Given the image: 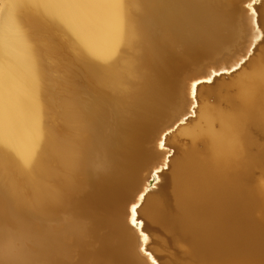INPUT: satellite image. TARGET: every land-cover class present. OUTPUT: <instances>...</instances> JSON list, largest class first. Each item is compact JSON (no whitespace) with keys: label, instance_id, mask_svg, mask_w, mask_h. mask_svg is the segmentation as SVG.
Returning a JSON list of instances; mask_svg holds the SVG:
<instances>
[{"label":"bare ground","instance_id":"obj_1","mask_svg":"<svg viewBox=\"0 0 264 264\" xmlns=\"http://www.w3.org/2000/svg\"><path fill=\"white\" fill-rule=\"evenodd\" d=\"M219 2L0 0V264H264V0Z\"/></svg>","mask_w":264,"mask_h":264},{"label":"snow or ice","instance_id":"obj_2","mask_svg":"<svg viewBox=\"0 0 264 264\" xmlns=\"http://www.w3.org/2000/svg\"><path fill=\"white\" fill-rule=\"evenodd\" d=\"M256 15H257V25H259V12L258 11H257ZM214 80H215V77H213V82H214ZM197 87H199V85ZM172 155H174V152H172ZM165 160L167 162H165ZM169 167H170V156H168L166 154L164 160H162L161 164L158 166L159 171L157 172V178L153 182V185L148 188L147 192H144L143 189H142L141 193H138V198L140 199V205L137 206V211H138L139 207L142 206V204H143V198L146 197L148 195V193L154 191L157 188V186L159 185V182H160V179H159L160 175L164 171H167Z\"/></svg>","mask_w":264,"mask_h":264},{"label":"rangeland","instance_id":"obj_3","mask_svg":"<svg viewBox=\"0 0 264 264\" xmlns=\"http://www.w3.org/2000/svg\"><path fill=\"white\" fill-rule=\"evenodd\" d=\"M206 3L207 4H210V5H217V4H219L220 2H219V0H206ZM58 47V46H57ZM56 48V47H55ZM58 48H60V46L58 47ZM58 48H56L57 49V51L59 52V50L62 52H64L65 53V51L62 49L61 50V48L60 49H58ZM56 52V51H55ZM61 53L62 54V57L64 58L65 57V54L64 53ZM57 53V52H56ZM55 53V55H60V53L59 54H56ZM63 54H64V56H63ZM56 56V57H57ZM58 57H60L59 58V61H57L58 63H60V65H61V63H62V65H63V63H65V58L63 59V58H61V56H58ZM61 59V60H60ZM57 60H58V58H57ZM60 61H64V62H60ZM60 65H58V66H60ZM64 66V65H63ZM63 66H61V67H63ZM60 68V67H59ZM249 70V65H244V69H241V70H238V71H236L235 73H233V77L232 78H230V79H228V80H226L224 83L225 84H231L232 82H234L241 74H243L244 72H247ZM60 71H61V68H60ZM194 118V117H193ZM171 158V157H170Z\"/></svg>","mask_w":264,"mask_h":264},{"label":"water","instance_id":"obj_4","mask_svg":"<svg viewBox=\"0 0 264 264\" xmlns=\"http://www.w3.org/2000/svg\"><path fill=\"white\" fill-rule=\"evenodd\" d=\"M203 75H204V73H203ZM200 76H201V75H200ZM200 76H199V77H200ZM195 78H196V77H195ZM203 83H205V82H203ZM150 183H151L150 185H152V183H153V179H150Z\"/></svg>","mask_w":264,"mask_h":264}]
</instances>
